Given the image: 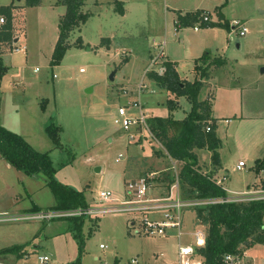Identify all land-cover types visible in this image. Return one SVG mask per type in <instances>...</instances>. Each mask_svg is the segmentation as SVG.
<instances>
[{
  "label": "rangeland",
  "instance_id": "374dc122",
  "mask_svg": "<svg viewBox=\"0 0 264 264\" xmlns=\"http://www.w3.org/2000/svg\"><path fill=\"white\" fill-rule=\"evenodd\" d=\"M58 1L28 7L26 0H0V7L14 5V41L0 49V64L9 68L0 87V124L37 151L49 153L57 181L81 192L89 208L106 211L88 215L78 228L65 220L74 217L72 213L30 219L33 213L80 210H53L57 200L45 180L7 167L0 155V216L7 214L0 220V251L23 245L28 250L19 261L17 254H2L0 263L132 264L137 259L138 264H178V245L189 243V233L196 228L206 230L196 225L194 208L180 212L177 203L172 204L179 211L183 235L172 232L164 237L139 233L145 214L137 207L118 212L110 205L128 201L127 184L140 177L151 178L148 198L173 194L184 200L178 179L182 165L167 156L151 131L138 126L126 132L115 120L120 107L128 117L139 118L141 109L135 102L147 116L182 120L191 112L186 98L147 76L149 71L159 72L166 61L153 64L166 42L164 48L177 61L181 78L203 81L200 100L212 103L221 140L215 176L228 195L239 196L242 203L264 200V171L256 170L264 157V0H121L127 10L124 17L115 11L114 0H88L83 10L91 14L89 20L71 33L70 47L60 64L53 65L59 22L66 12ZM217 7L224 26L200 27L199 32L193 27L176 32L172 26V17L180 10L214 12ZM214 18L219 21L217 13ZM243 26L248 28L246 36H240ZM80 37L83 47L76 46ZM205 55L208 59L202 60ZM216 58L223 64L212 65L209 77L202 78V69L194 70ZM141 84L146 88L139 92ZM168 99L178 104L174 112L168 109ZM51 124L61 128L59 148L46 132ZM197 151L202 171L210 172L212 152ZM239 161L246 165L242 170L237 169ZM172 176L178 187L170 184ZM102 191H111L113 200L101 201ZM35 207L41 211L34 212ZM19 215L22 219L16 221L23 222L13 223L11 218ZM247 252L257 264H264V244ZM41 256L50 260L42 263Z\"/></svg>",
  "mask_w": 264,
  "mask_h": 264
},
{
  "label": "trees",
  "instance_id": "16d2710c",
  "mask_svg": "<svg viewBox=\"0 0 264 264\" xmlns=\"http://www.w3.org/2000/svg\"><path fill=\"white\" fill-rule=\"evenodd\" d=\"M43 1L26 0V5L37 7ZM87 1L59 0L57 2L58 5H63L66 8V12L59 22V38L53 53V65L60 64L70 47L69 38L71 33L80 30L81 26L89 20L91 14L83 10ZM113 3L116 6L115 11L124 16L125 3L121 0H114ZM215 12L219 17L217 22L212 20L205 22L204 16L207 15L210 18L212 15L205 10L188 12L185 15L179 12L176 27L182 29L195 27L197 24H200L202 28L224 26L221 22L222 12L220 8L217 7ZM0 17L4 18L5 21L0 27L1 49L3 44L14 41V5L0 7ZM108 43H110L109 39ZM76 46H84L81 37L76 41ZM207 59V55L202 58V60ZM162 64L164 68L162 73L153 70L149 71L147 76L157 86L170 91L178 98H186L192 105V109L183 120L161 116L149 118L147 121L149 131L162 145L167 156L182 165L178 179L185 200L226 198L228 196L227 190L215 179L221 164L218 152L221 140L217 136V125L212 117V103L200 100L204 83L203 81L194 83L183 80L177 71L175 62L166 60ZM221 64H223L222 60L212 59L207 67L201 68L197 65L195 71L202 69V78L209 77V68L212 65L219 66ZM8 71L9 68L0 64V87ZM167 105L170 112H174L178 106L174 99H168ZM208 127L211 129L209 132H207ZM46 132L55 147H61V128L51 124L46 127ZM199 149H207L212 152V170L208 173L202 171L203 168L196 153ZM0 155L12 167L25 172L28 176L40 177L45 180L57 200L56 205L52 207L53 210L69 211L79 209L85 211L89 209V203L81 192L57 181V170L53 166L49 153L37 151L24 137L8 130L1 124ZM256 170L258 172L264 171V157L257 161ZM174 182L175 177L172 176L170 184L172 185ZM36 211H41V209L35 207L34 212ZM194 211L196 213V225L206 229V244L198 251L199 256L206 264H222L223 256L228 253H242L258 244H264V200L200 205L194 207ZM87 216V213H83L81 216L65 218V220L72 221V227L78 228ZM2 254H17L19 258H22L27 254L26 246L5 248L0 251V255ZM115 264L119 263L116 262Z\"/></svg>",
  "mask_w": 264,
  "mask_h": 264
},
{
  "label": "built area",
  "instance_id": "2783aa9c",
  "mask_svg": "<svg viewBox=\"0 0 264 264\" xmlns=\"http://www.w3.org/2000/svg\"><path fill=\"white\" fill-rule=\"evenodd\" d=\"M204 21H209V17L206 15L204 16ZM0 22L3 24L4 18H1ZM236 24V22L234 23ZM238 24V22H237ZM239 25V24H238ZM198 26V25H197ZM237 27V26H236ZM233 27L234 29L236 28ZM196 30L199 29V27H195ZM248 32L247 27H242L240 31V36H246ZM165 45L166 43L161 45V52L158 57L153 59V64L155 65L157 62H163L165 60ZM161 67V66H160ZM164 71V68H160V73ZM146 88V85L144 86L141 84L139 86V92H142L143 89ZM126 92V91H125ZM134 106L139 107L141 109V116L139 118H131L127 116V111L125 107H120L118 114L119 118L115 120L116 124H119L124 131L130 132L133 128L142 126L149 130L148 128V119L149 117L144 113L142 106L140 104H137V102L134 103ZM211 129L210 127L207 128V132H209ZM150 132V131H149ZM244 162H239L237 169L242 170L245 168ZM152 177V176H151ZM150 179L148 177H140L136 180H131L127 184V192L128 195L131 197L128 201L123 202L121 206L113 207V205H110L111 210L118 211V212H124L128 211L131 207H137L140 212L145 214V218L141 222V230L139 233H144L148 235H155L159 234V236H168L172 232L173 234H176V236L183 235L182 233V223L177 219L179 215H176V213L179 214V211L181 212L182 208L188 207L194 208L196 206L200 205H207V204H218V203H229V202H241V198H238L239 196H232L228 195L226 198H219V199H213V200H183L179 196L176 195V198L173 197V194L166 198H148L149 195V189H150ZM220 184V182H219ZM174 186L178 187V183L174 184ZM174 187V188H175ZM100 198L101 201H111L113 200L114 196L111 191H102L100 192ZM243 199V198H242ZM245 200V199H243ZM177 203V207L172 204ZM176 207V208H175ZM178 209V210H174ZM99 209H107L108 213L109 208H99ZM106 210H98V208L91 209L85 211H79V212H49V214H43V215H35L33 213V217L30 219H41L42 217H49V218H55V217H67L69 213H72L71 215L80 216L83 213H87L88 215L94 214V213H100L104 212ZM150 212L156 213L160 212L161 216L160 219L151 217L149 215ZM7 216L1 215L0 220H4L2 217ZM181 216V214H180ZM12 220H21V216H16L15 218H11ZM26 219V218H23ZM171 236V235H170ZM185 236V234H184ZM206 230H202L199 228H196V230L193 233H189V243H183L178 245L177 250V258H178V264H206L204 260L201 259L199 256V248L204 247L206 244ZM101 248H104L102 245ZM40 261L42 263H47L50 259L48 256H41ZM2 264V263H0ZM132 264H138V260L134 259L132 260ZM222 264H257L248 254L247 250L242 253H228L223 256Z\"/></svg>",
  "mask_w": 264,
  "mask_h": 264
},
{
  "label": "crops",
  "instance_id": "0c3cea01",
  "mask_svg": "<svg viewBox=\"0 0 264 264\" xmlns=\"http://www.w3.org/2000/svg\"><path fill=\"white\" fill-rule=\"evenodd\" d=\"M123 2L125 3V1H123ZM124 8H125V6H124ZM197 10H205V9H201V8L189 9V13H190V12H195V11H197ZM215 10H216V9H215ZM215 10H214V12H211V11H209V10H205V11L209 12L210 14H212L211 17H210L211 19L209 18V20H212V21H214V22H216V21H215V18H214L215 14H216ZM175 11H177V10H175ZM180 12H181V10H180ZM181 13H182V12H181ZM182 14L185 15L184 13H182ZM126 15H127V10H126V8H125V15H124V16H126ZM124 16H123V17H124ZM177 20H178V16H177V15L172 17V26H175V27H176V25H177ZM197 25H198V26H197ZM197 25H196L195 27H199V28H200V24H197ZM195 27H193V28H194V31H195V32H199L200 29L196 30ZM189 28H192V27H189ZM182 29H184V28H182ZM182 29H177V27H176V32H179V31H181ZM246 35H247V34H246ZM165 43H166V42H165ZM240 46H241V45H240ZM165 57H166V58H165L166 60H169V61L175 62V63L177 64V61H175L174 59H171V58H170V55L166 52V49H165ZM176 67H177V71H178V65H177ZM194 70H195V69H194ZM178 72H179V71H178ZM142 107H143V106H142ZM143 108H144V107H143ZM148 117L151 118V117H154V116H153V115H151V116L149 115ZM182 120H183V119H182ZM196 153H198V151H197ZM239 162H241V161H239ZM200 164H201V163H200ZM238 164H239V163H238ZM5 165H6V164H5ZM6 166H7V167H10V164L8 163V165H6ZM237 166H238V165H237ZM218 173H219V172H218ZM218 173H217V174H218ZM218 175H219V174H218ZM34 178H38V177H34ZM39 178H40V177H39ZM215 179L218 181V183L220 182V184H221L222 186H224V185H223V181H221L220 178H218V177L215 176ZM224 187H225V186H224ZM163 191H164V190H161V193H163ZM227 191H228V190H227ZM231 192H234V191H231ZM155 197H156V196H155ZM18 199H20V198H16V200H18ZM55 205H56V204H55ZM55 205H54V206H55ZM26 210L29 211L28 209H24V212H25ZM14 213H19V212L17 211V212H14ZM149 215L152 216V217H155V218L160 219L161 213H160V212H156V213L150 212ZM19 216H20V215H19ZM15 222H23V221H14L13 223H15ZM10 224H11V223H10ZM101 246H102V245H101ZM26 249H27V248H26ZM26 252H27V254H26L25 256L28 255V250H26ZM5 255L7 256V254H5ZM14 258H16V257H14ZM16 259H18V261H19L20 258L17 257Z\"/></svg>",
  "mask_w": 264,
  "mask_h": 264
},
{
  "label": "water",
  "instance_id": "95a60500",
  "mask_svg": "<svg viewBox=\"0 0 264 264\" xmlns=\"http://www.w3.org/2000/svg\"><path fill=\"white\" fill-rule=\"evenodd\" d=\"M237 45H238V47H239V46H240V43L238 42ZM261 71H262V73H264V68H262ZM111 78H112V80L114 79V74L111 76Z\"/></svg>",
  "mask_w": 264,
  "mask_h": 264
}]
</instances>
